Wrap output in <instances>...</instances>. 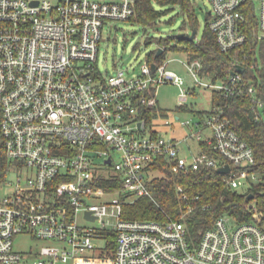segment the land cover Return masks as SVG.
Segmentation results:
<instances>
[{
	"label": "built area",
	"instance_id": "obj_1",
	"mask_svg": "<svg viewBox=\"0 0 264 264\" xmlns=\"http://www.w3.org/2000/svg\"><path fill=\"white\" fill-rule=\"evenodd\" d=\"M208 1V26L220 50L249 45L253 60L235 62L227 81H213L202 74L201 60L188 59L194 85L250 100L255 120L264 123V0L258 15L254 0ZM137 5L138 0H0V150L9 162L0 173V264H264L256 205V222L225 215L198 241L190 238L186 222L192 206L180 219L123 217L126 204L144 197L156 202L151 183L163 174L161 159L181 175L229 164L223 175L233 189L248 191L260 177L252 170L254 148L220 105L212 104L205 118L182 121L196 129L183 140L150 127L146 113L158 108L160 86L181 88V108L196 92L169 67L171 60L154 62L155 71L146 61L138 74H102L105 27L136 16ZM250 12L256 15L252 32ZM247 69L255 75L246 76ZM191 140L201 145L198 152ZM202 143L219 157L206 154ZM103 181L119 186L108 188ZM178 192L187 200L183 188ZM81 214L95 226L82 224ZM20 235L47 245L31 248L26 257L15 249Z\"/></svg>",
	"mask_w": 264,
	"mask_h": 264
},
{
	"label": "trees",
	"instance_id": "obj_2",
	"mask_svg": "<svg viewBox=\"0 0 264 264\" xmlns=\"http://www.w3.org/2000/svg\"><path fill=\"white\" fill-rule=\"evenodd\" d=\"M176 6H180L188 14L193 31H198V17L192 0H138L136 16L127 21L141 24L143 27L154 26L162 16ZM248 21L249 31L252 32L256 26L254 12L248 14ZM208 24L209 21L201 39L197 42H195L196 37L193 41L180 39L186 43L183 51L189 59H199L203 62L202 74L204 76L213 81H227L235 62H252L253 55L249 53V45L229 53L221 51ZM251 40L253 39L251 38ZM151 42L150 39L148 43ZM159 48H164V52L157 57ZM159 48L148 54L149 62L159 63L167 58V40L162 39ZM245 54H249L247 60ZM245 75L254 76L255 71L247 69ZM212 104L225 108V115L231 119L236 131L254 148L257 164L252 167V170L259 173V180L248 191L233 189L225 182V175L219 173L215 168L202 167L198 171L181 175L171 170L168 161L161 159L158 167L164 176L156 177L151 183L156 202L144 197L126 204L123 211L125 219L158 221H166L169 218L180 219L182 213L188 211V206H192L193 210L189 213L186 222L190 238L198 241L202 233L212 228L215 221L222 216H231L238 223L256 222L253 205H256L258 211L264 215V123L255 120L256 111L250 100H242L240 97H225L216 92L212 94ZM178 109L183 112L191 111L189 106L178 107ZM158 111L157 108L147 110L146 116L149 122L152 121L154 112L158 114ZM209 112L210 110H203L194 113L205 118ZM202 147L209 156L219 157L210 145L202 143ZM8 165L6 156L0 150V173L5 172ZM107 183L109 182L103 181L102 185L108 188L119 186L116 183L110 185ZM180 187L187 195V200H184L178 192ZM250 194H254V198L248 200ZM259 224L264 227V218ZM111 242L114 244V235Z\"/></svg>",
	"mask_w": 264,
	"mask_h": 264
},
{
	"label": "rangeland",
	"instance_id": "obj_3",
	"mask_svg": "<svg viewBox=\"0 0 264 264\" xmlns=\"http://www.w3.org/2000/svg\"><path fill=\"white\" fill-rule=\"evenodd\" d=\"M254 1L255 12L258 15L260 0ZM192 3L198 17V31L195 39V42H197L201 39L207 22L210 20L211 5L208 0H192ZM192 33L193 28L188 14L180 6H176L169 13L162 16L154 26L143 27L141 24L123 20L112 21L105 27L104 39L99 52V69L106 77L116 74L121 69L125 70L127 76L138 74L142 65L148 61V54L158 49L159 43L163 39L167 40V59L171 60L169 67L185 79V87H192L194 79L185 64L189 58L183 51L186 43L178 38L181 34L192 35ZM150 39L152 42L148 43ZM259 58L262 66L261 55H259ZM203 82L208 83L209 79L204 78ZM194 86L196 92L190 94L187 101L191 111L187 112L178 109L181 94L179 86L169 83L159 87L157 91V109H159V112L158 114L154 112L150 123V127L154 131H158L166 137L183 139L196 130L193 125L183 126L181 122L191 119L198 120L200 117L194 112L210 110L212 92L204 87ZM177 117L180 119H177ZM193 143L198 144L194 140ZM184 150L187 151L185 148ZM155 175L157 177L164 176L160 172ZM258 218L262 221L264 215L259 212ZM80 222L84 225L95 226L93 223H87L83 219V214L80 215ZM44 245L47 244L28 235H20L15 238V249L24 254H28L31 248L34 252H37ZM28 256L29 254L26 255V257Z\"/></svg>",
	"mask_w": 264,
	"mask_h": 264
},
{
	"label": "water",
	"instance_id": "obj_4",
	"mask_svg": "<svg viewBox=\"0 0 264 264\" xmlns=\"http://www.w3.org/2000/svg\"><path fill=\"white\" fill-rule=\"evenodd\" d=\"M210 14H211V12H210ZM196 34H197V31L196 30H194L193 31V33H192V35H188V34H181V35H179L178 36V38L179 39H186V40H189V41H193L194 39H195V37H196ZM163 52H164V48H159V50H158V52H157V57H159L161 54H163ZM156 63H151V67H152V69L155 71L156 70ZM236 69L239 71V72H244L245 71V67H243V66H241V65H237L236 66ZM235 73V71H233L232 72V74H234ZM111 162V160L109 159L108 161H107V163H110ZM230 170H231V168H230V165L229 164H226V165H224L223 167H220V168H218L217 169V171L219 172V173H221V174H226V173H229L230 172ZM263 195H264V193H263ZM252 198H254V194H250L249 196H248V200H250V199H252ZM87 215L89 216V213H87Z\"/></svg>",
	"mask_w": 264,
	"mask_h": 264
},
{
	"label": "crops",
	"instance_id": "obj_5",
	"mask_svg": "<svg viewBox=\"0 0 264 264\" xmlns=\"http://www.w3.org/2000/svg\"><path fill=\"white\" fill-rule=\"evenodd\" d=\"M177 119H178V117H177ZM185 138H187V137H184L183 139H185ZM183 139H179V140H183ZM190 145H191L193 151L198 152L200 150L201 145H199V144L195 145L192 140L190 141Z\"/></svg>",
	"mask_w": 264,
	"mask_h": 264
}]
</instances>
